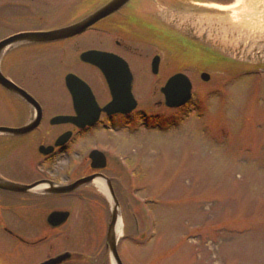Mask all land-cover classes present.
Listing matches in <instances>:
<instances>
[{"label": "rangeland", "instance_id": "1", "mask_svg": "<svg viewBox=\"0 0 264 264\" xmlns=\"http://www.w3.org/2000/svg\"><path fill=\"white\" fill-rule=\"evenodd\" d=\"M69 1L0 0V39L19 30L64 27L81 11L79 6L66 11ZM219 1L231 4L219 11L207 6L198 14L185 6L176 11V18L187 27L197 25L199 34L205 26L208 39L224 42L226 33L215 31L210 21H197L207 22L205 14L219 13L215 16L222 18L221 26L240 22L238 0ZM146 7L137 9L147 11ZM237 30L234 40L252 46L247 43L250 32ZM105 35L90 29L54 47L19 44L4 51L1 60L7 75L23 78L38 94L47 114L68 105L67 70L98 90L89 67L77 60V51L116 47L131 60L132 89L140 106L123 121L94 129L91 137L89 131L83 133L75 147L80 157L89 143L100 146L110 159L109 173L119 178L115 185L122 206L118 252L123 264H264V32L250 33L259 41L256 51L262 55L254 63L233 59L230 51L220 49L222 58L212 62L197 57L198 52L183 58L158 51L162 68L157 76L150 72L147 58L140 59L144 58L140 53L152 52L151 48L122 32ZM115 39L122 44L115 46ZM181 69L193 82L192 97L180 107L167 108L161 104L160 88L169 74ZM202 70L211 74L209 82L200 79ZM72 163L77 164L76 158ZM67 164L64 159L59 166ZM110 202L96 198L78 202L62 228L66 237L53 250L67 248L86 256L100 252ZM11 246L1 234L0 254L10 255ZM35 248L30 247L27 260L15 264H37L52 250L48 243ZM109 261L114 264L110 256ZM0 264H8L4 256Z\"/></svg>", "mask_w": 264, "mask_h": 264}, {"label": "flooded vegetation", "instance_id": "2", "mask_svg": "<svg viewBox=\"0 0 264 264\" xmlns=\"http://www.w3.org/2000/svg\"><path fill=\"white\" fill-rule=\"evenodd\" d=\"M108 1L109 0H83L82 2H77V0H70L64 9L68 11L77 9L79 5L86 7V9L82 11L81 14L75 15L71 19L72 21L67 22L66 25L81 20L83 17L102 7ZM200 2L201 0H129L123 7L99 18L94 25L89 27V30L100 31L102 34H106L105 37H110V35L114 36L116 32H122L130 35L134 39L142 41L151 48L152 52L145 54L140 53L144 56V58L140 59L145 61L147 58L146 63H148L149 70L152 74L151 63L155 56H159L158 72L153 74L154 76H157L162 68V57L159 55V45L157 43L160 37L165 38L167 43L172 46V49L178 51L186 50L185 58L193 51L194 53H204L209 61H217L221 54L214 43L204 40V35H195L189 27L183 22H180L176 17L173 19L174 22H169L160 18L157 14V8L159 9V7L180 10L183 8L182 6L184 3H191V9L196 10L195 12L198 13L200 9H202L198 6ZM146 5V9L148 8L147 11L137 9V7ZM158 21H160L159 24ZM177 23L181 24L177 25ZM158 29H161L163 34L159 33ZM20 31L30 30H19L17 32ZM73 38L75 37L49 43H41L40 48H49V46L54 47L64 41H72ZM114 41L115 42L112 43H114L115 46L122 44L116 39ZM104 49H101V51L114 53L127 62L133 76V87L135 77L131 67V60L117 52L116 47L111 50ZM113 59V62H111L110 58H97L96 61L94 60L96 64L92 62L86 64L87 67H89V73H92L93 78H95L97 82L95 84L98 90L91 85V82H89V87L99 107L111 101L112 94L105 76L101 73L97 65L103 64L106 69L108 68L110 72L115 73L114 79L118 83H121V74L116 71L119 70L118 65L120 64L118 63V59ZM169 64L168 62L166 65L168 66ZM3 65L4 62L2 59L0 62V69L4 76L30 93L39 103L41 109L39 123L29 131L18 132L19 129H23L31 122L37 120L39 116L37 114V109L33 108L16 93L0 85V128L9 129L0 131V182L6 181L15 186V188L13 187L12 189L0 187V236L1 234L5 236L12 245L9 251L11 253L10 255L7 252L5 255L0 254V256H4L8 264H15L19 262L22 263L28 259L27 256L30 247L34 249L37 247L40 249L43 243H48V246L52 249L56 241H60L63 231L62 228H64L65 224L67 225L70 222L72 209L77 207L78 202L83 203L88 201V203H90V200L94 198L101 202L104 201L102 199L103 197L95 191L92 183H88L75 191L63 194H58L54 190L59 187V185H69L79 178L101 174L105 178H108L114 194L118 198L115 185H117L116 180L119 178L108 171L111 169L108 155L104 153L106 159L105 166L100 169L98 166L101 165V161L94 159L90 155L91 151L94 149L103 151L100 149V146H93L89 143V148L82 149L83 153L80 157H77L75 147L77 148L76 144L79 142V137H81L83 133L89 131V137H91L94 129H105L107 122L113 123L114 120L121 122L124 120L126 114L121 112L109 114L105 111H100L96 123L78 127L74 122L81 123L88 120L90 122L92 118L94 119L95 111L90 104L89 115L80 117L76 114V111L85 109V99L73 101L67 92L69 102L68 105L64 107L65 109L62 108L61 110L47 114L44 104L39 99L38 94L35 91L29 90L23 78H18L12 74L7 75L5 71H3ZM6 70L8 71V67ZM138 104L140 105L139 102ZM134 111L135 110L128 115H131ZM57 114H67L72 117L68 122L51 124L52 117ZM66 133H70V135L64 143L55 145L59 137ZM73 158H76L77 164L72 163ZM64 159H68V164L62 168L59 164L61 160ZM26 186L29 187L26 188ZM60 200L64 201L63 204L59 202ZM57 210L70 211V215L62 225L59 227H52V222L47 219V216L49 213ZM57 253L59 252L44 256L37 263ZM92 254L93 253L90 254L91 257ZM71 262L73 261L69 260L62 264ZM89 264H93L90 258Z\"/></svg>", "mask_w": 264, "mask_h": 264}, {"label": "water", "instance_id": "3", "mask_svg": "<svg viewBox=\"0 0 264 264\" xmlns=\"http://www.w3.org/2000/svg\"><path fill=\"white\" fill-rule=\"evenodd\" d=\"M128 0H111L109 3H107L105 6L101 7L97 11H95L93 14L87 16L83 20L72 24L67 27H62L58 29H53L49 31H29V32H19L13 35H10L0 41V58L1 55L4 51L8 50L12 46H16L19 44H24V43H41V42H50V41H55V40H60L64 38H68L71 36H74L76 34H79L83 32L84 30L87 29L88 26H90L92 23H94L96 20L99 18L107 15L108 13H111L112 11L118 9L122 5H124ZM96 56H106L112 58V54H107V53H98L95 51H86L81 54V58L83 59H88L90 58H96ZM115 57V56H114ZM117 58V57H115ZM155 63V62H154ZM119 64L121 70L120 73L123 77V81L121 83H117V81L114 79L115 73L110 72V70L106 69L103 65H101V69H103V72L105 73L106 79L110 85V90L112 94V100L107 103L103 108L97 107L95 102L93 101V98L90 101V104L95 106L96 108V116L98 115L100 110L106 111L107 113H113V112H129L131 111L136 103L135 100L132 98L131 95V75L129 73V70L127 68V65L124 61L119 60ZM109 73V75H108ZM203 77H206V74H202ZM66 85L71 92L72 96L74 99H82V98H87L89 100V88L85 82H83L81 79H79L77 76L74 74H67L66 76ZM0 84L7 89H10L16 93H18L23 99H25L27 102H29L31 105L35 106L38 110V118L37 120L31 122L28 126H26L23 129H19L18 132H25L29 131L33 127H35L39 123V118H40V110L38 107L37 102L35 99L29 95L26 91L23 89H20L17 87L15 84L10 82L8 79H6L3 74L0 71ZM121 84V85H120ZM86 92L82 93V88ZM190 83L188 79L182 75V74H175L165 84V86L161 89L165 96V104L167 106H177L182 103H184L187 99L190 97ZM86 94V95H85ZM92 96V95H91ZM77 114L82 117V116H87L89 115V101L86 102V107L84 110H78ZM72 116H66V115H58L55 116V118L52 120L51 123H61L68 121L69 118ZM74 118V117H73ZM78 126H84L86 124H89V122L85 123H77L75 122ZM9 129H2L0 128V131H5ZM70 133H66L62 135L58 141L56 142V145L58 144H63L64 141L69 137ZM96 153V151H94ZM93 154V156H97V154ZM101 160L103 159V156H101ZM104 164H101L98 167H103ZM93 180V176L90 177H85L77 180L71 185L67 186H61L57 187L54 189L56 192H68L72 191L74 189H77L81 185H84L88 182H91ZM0 187L2 188H7V189H12L15 186L13 184H9V182H0ZM29 186H26L28 188ZM32 187V186H30ZM110 189V195L111 198L114 202V206L112 207L111 211V217H110V222L108 224L107 228V233H106V245L108 250L111 253V256L113 260L115 261L116 264H122L121 259L118 255L117 252V237L115 233V228L118 220V202L116 198L113 195L112 189ZM68 217V212L67 211H53L48 214L47 219L52 222L51 226L56 227L62 224L66 218ZM71 257V253L69 252H64L61 253L55 257H52L50 259H47L40 264H59Z\"/></svg>", "mask_w": 264, "mask_h": 264}, {"label": "bare ground", "instance_id": "4", "mask_svg": "<svg viewBox=\"0 0 264 264\" xmlns=\"http://www.w3.org/2000/svg\"><path fill=\"white\" fill-rule=\"evenodd\" d=\"M234 1L236 2L237 0H234ZM234 1H233V3H234ZM238 3L241 4L240 10H239L240 12L238 11L239 15L237 18V19H240V22H234L233 20H231L229 27H228V24H225L226 26L225 25L221 26L219 24V22L222 18L216 17L218 15L215 16V14H219V13H212L213 14L212 16H209L211 14H205L204 13L205 14L204 16L206 18H208V19H206L207 22L201 18H199V20L197 19V21L199 23L203 22L206 24L208 23V21H210L211 23H208V25L210 27H211V25H214V30L217 29V32L219 30L220 33H222V32L226 33V35H225L226 37L224 39H226L227 41L225 40L224 42L221 41V43H219V42L214 43L218 49H220L226 53L230 51L228 53L229 57H232L233 59L242 60V61L247 60V61L254 63L257 60H259L262 55H260V53H259L261 50L256 51V49H257L256 45L258 44L259 41H255V37L254 36L252 37L250 35V33L251 32L253 33L255 31L257 33L259 31H261V33L264 32V30H263L264 29V0H238ZM210 7L211 8H219L218 9V11H219V10H223L222 8H225L226 6L211 5ZM175 17H177L176 14H170V13L166 14V20L169 22H174L173 19H175ZM200 19L202 20L201 22H200ZM178 24H181V23H177V25ZM196 27H197V25H193L192 27H189V28L195 33V35L200 36V34L195 31ZM237 27L245 28L246 30H248L250 32V33H248L247 38H249V39H247V43L248 44L252 43L253 44L252 46H250V45L245 46L242 43H240L239 41H236L237 39L233 35L238 34ZM212 29H207V30L212 31ZM262 30H263V32H262ZM205 31H206V28L204 26L203 31H201V34L204 35L203 37H204L205 41H209ZM248 31H246V33ZM234 39H236V40H234ZM214 40H216V39H214ZM154 67H155L154 64L151 63V68H154ZM131 95H132V98L135 101H137L135 93L131 92ZM92 156L93 155H91V157ZM93 186L96 187L97 189H99V191L102 192L104 194V196L107 194L105 185L102 182H100L99 180L93 181ZM116 210H118V208ZM120 232H121V222H120V219L118 218L116 228H115V233H116L117 238L119 237Z\"/></svg>", "mask_w": 264, "mask_h": 264}]
</instances>
